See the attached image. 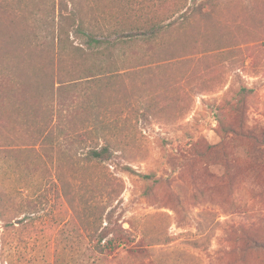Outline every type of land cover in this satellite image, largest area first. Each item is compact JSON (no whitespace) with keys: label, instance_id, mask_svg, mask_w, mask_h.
Returning <instances> with one entry per match:
<instances>
[{"label":"rangeland","instance_id":"obj_1","mask_svg":"<svg viewBox=\"0 0 264 264\" xmlns=\"http://www.w3.org/2000/svg\"><path fill=\"white\" fill-rule=\"evenodd\" d=\"M211 1L215 23L189 34L192 59L146 64L158 70L136 77L146 89L125 76L104 118L73 121L106 126L120 166L149 177L85 164L74 145L67 156L7 149L21 141L0 131V264H264V0ZM83 197L100 201L106 235H127L124 246L89 249Z\"/></svg>","mask_w":264,"mask_h":264},{"label":"trees","instance_id":"obj_2","mask_svg":"<svg viewBox=\"0 0 264 264\" xmlns=\"http://www.w3.org/2000/svg\"><path fill=\"white\" fill-rule=\"evenodd\" d=\"M116 2L0 0V131L2 139L21 141L4 147L21 153L37 147L38 152L67 156L74 145L73 156L85 164L107 161L137 173L117 162L122 148L110 139L106 126L73 121L104 118L110 101L127 88L125 76L132 80L129 85L139 82L146 89V82L136 77L152 80L144 75L158 71L146 64L174 59L186 64L194 55L188 47L196 40L189 34L200 27L210 33L214 8L211 0H191L183 8H177L176 0H139V11L130 17L132 8ZM171 6L173 14L165 18ZM130 59L144 63L135 69L127 64ZM61 100L76 104L69 108L67 103L63 114ZM152 109L150 103L144 107L146 114ZM83 202L84 223L92 229L89 249L102 254L124 246L127 235H106L115 229L100 201L94 197L91 208L84 197Z\"/></svg>","mask_w":264,"mask_h":264}]
</instances>
